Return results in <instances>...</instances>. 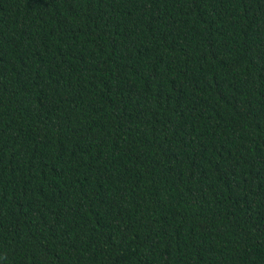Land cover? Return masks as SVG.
Wrapping results in <instances>:
<instances>
[{"label": "trees", "instance_id": "16d2710c", "mask_svg": "<svg viewBox=\"0 0 264 264\" xmlns=\"http://www.w3.org/2000/svg\"><path fill=\"white\" fill-rule=\"evenodd\" d=\"M0 264H264V0H0Z\"/></svg>", "mask_w": 264, "mask_h": 264}]
</instances>
